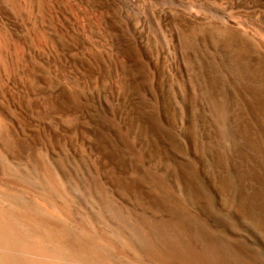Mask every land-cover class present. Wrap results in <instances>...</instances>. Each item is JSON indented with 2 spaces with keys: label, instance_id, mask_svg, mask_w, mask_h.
Segmentation results:
<instances>
[{
  "label": "rangeland",
  "instance_id": "rangeland-1",
  "mask_svg": "<svg viewBox=\"0 0 264 264\" xmlns=\"http://www.w3.org/2000/svg\"><path fill=\"white\" fill-rule=\"evenodd\" d=\"M263 12L264 0H69L52 12L53 45L38 54L0 2V24L24 56L0 80V190L37 195L32 183L48 169L76 219L104 226L109 203L161 237L182 228L178 244L190 258L173 245L172 258L129 252L124 264H264V37L253 31ZM80 80L106 86L100 98L109 102H173L167 115L177 128L192 142L213 141L201 157L208 190L176 172L175 153L140 146L133 132L114 145L116 156L106 154L97 106L62 87L80 89ZM201 105L208 127L194 124ZM117 116L135 123L140 114Z\"/></svg>",
  "mask_w": 264,
  "mask_h": 264
},
{
  "label": "bare ground",
  "instance_id": "bare-ground-1",
  "mask_svg": "<svg viewBox=\"0 0 264 264\" xmlns=\"http://www.w3.org/2000/svg\"><path fill=\"white\" fill-rule=\"evenodd\" d=\"M0 2L20 19L32 47L39 54L53 45V37L51 38L47 28L49 22L55 19L52 12L58 11L62 6L66 7L69 0H0ZM253 31L264 37V29L261 26L254 25ZM22 55L21 46L8 36L0 24V80L13 76L17 66H24ZM4 121L5 117L0 113V123ZM43 171V175L38 174L41 177L36 174L37 181L35 184L32 183L37 195L32 196L33 193L26 188L25 191L31 196L28 194L25 196L26 192L21 195L20 192V194L16 193L17 191L12 192L13 190H0V264H116L115 260H118L117 264H124L119 257L124 258L129 252L135 255L146 253L148 256H154V259L160 256L173 257L171 247L179 246L178 243L181 242L179 240L184 235L181 227L173 225L169 228L172 236L161 237L158 233L162 232L156 230L150 222L129 220V216L124 217L120 212L118 214L111 206L108 208L110 204L105 205L108 201L101 197V194L100 198L106 201L105 208L100 211L104 210L109 216L107 218L106 214L102 215L107 218L105 223L109 225V220L113 218L117 230H113L116 229L115 226L111 227L112 230L108 229L110 225H106L104 220V226L99 222L96 224L94 219V221L90 219L91 216L76 219L79 217L73 216L75 215L71 210L73 205L71 206L69 202L72 197L70 195L71 198L67 197L69 192L62 180L48 169ZM23 181L30 184L27 180ZM98 203H101L100 200ZM105 225L108 227L103 228ZM122 226L125 227L124 230L128 229L129 236H126L128 232L126 234L123 232ZM178 249L182 250L185 259L187 256L190 258L184 245L180 244Z\"/></svg>",
  "mask_w": 264,
  "mask_h": 264
},
{
  "label": "water",
  "instance_id": "water-1",
  "mask_svg": "<svg viewBox=\"0 0 264 264\" xmlns=\"http://www.w3.org/2000/svg\"><path fill=\"white\" fill-rule=\"evenodd\" d=\"M259 21L260 23L257 24L264 29V12ZM80 83L82 84L80 89L70 86L62 87L66 93L76 97L83 95L87 99L90 98L92 105L97 106L94 112L96 131L99 141L105 146L106 154L116 156L117 151L114 150V145L116 146L120 140L124 139L123 134L133 132L135 139L138 137L141 139L140 146L146 148L156 144L175 153L182 161V164L175 169L176 172L184 173L196 186L202 190H208L202 184L206 173L201 168L204 165L201 157L214 148L213 141L192 142L187 128L184 126L177 128L175 119L167 115L173 102H109L107 99L100 98L102 92L104 95L107 94L106 86L96 87L90 85L88 80H80ZM201 107V112L193 115L194 124L196 125V122L198 123L202 118L208 127L204 107L203 105ZM107 111L112 113L110 118L106 116ZM121 112H137L140 117L135 123L124 121L117 116Z\"/></svg>",
  "mask_w": 264,
  "mask_h": 264
}]
</instances>
